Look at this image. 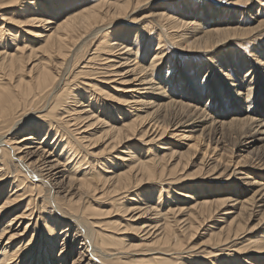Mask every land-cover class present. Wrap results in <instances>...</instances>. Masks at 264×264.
I'll list each match as a JSON object with an SVG mask.
<instances>
[{
	"label": "bare ground",
	"instance_id": "obj_1",
	"mask_svg": "<svg viewBox=\"0 0 264 264\" xmlns=\"http://www.w3.org/2000/svg\"><path fill=\"white\" fill-rule=\"evenodd\" d=\"M27 1L32 0L12 3L18 4L25 22L39 26V39L31 43L37 50L21 43L11 53L13 47H6V42H16L17 34L8 26L0 27V264H137L129 259L131 246L117 235L121 230L107 231L111 228L102 219L120 210L125 216L124 231L132 228L140 234L141 245L171 242L165 252L154 250L151 259L157 264H203L195 258L207 255L214 259L204 264H225L226 260L234 264L239 254H255L262 257L256 264H264V155L248 158L238 153L233 163V148L218 150L219 140L232 136L235 151L242 154L244 149L256 152L264 147L254 149L264 143V110L259 112L264 105V58L260 52L249 56L242 49L203 61L211 53L225 51L231 40L239 39L238 44L259 34L264 26V0L233 3L231 9L243 17L240 21L220 20L225 10L219 8L216 19L213 8L202 7L204 3L196 7L195 15L191 6L188 13L165 8L131 19L140 1L133 9L129 0ZM257 4L259 8L248 14ZM122 16L124 21H119ZM145 27L150 31L144 32ZM92 41L99 45L91 56L104 63V72L88 69L86 73L98 72L108 84L101 83L106 87L87 96L85 86L94 85L79 82L83 73L76 70ZM32 55L38 61L31 62ZM109 88L120 96L114 104L104 105L98 96ZM113 116L116 119H106ZM95 124L100 126V137H107L102 153L93 150L100 139L97 133L92 134L93 140L91 134L84 135ZM198 127L204 130L196 136ZM167 135L173 140L168 154L150 155L140 149L142 158L130 152L121 153L122 158L111 155L123 141L131 140L136 151L153 143L162 150L159 141L168 142ZM210 136L218 144H210ZM183 141L194 144L182 146ZM182 147L193 151L192 161L197 164L199 177L193 186L192 176H176L180 161L169 169L186 154L179 150ZM196 152L201 153L199 159ZM180 182L189 183L191 192L176 190ZM208 184L214 185L215 192H208ZM224 185L228 187L223 189ZM147 186L157 187L150 196L157 206L142 209L141 198L132 195ZM170 192L190 196L191 202L187 207L165 203V216L160 206ZM148 215L158 218L154 225L143 221ZM255 217L260 235L231 253V243L242 231L241 220ZM212 219L221 220L208 227L213 252L201 255L195 246L179 239L178 234L194 230L195 221L203 224ZM180 225L177 234L175 228ZM184 255L188 259L182 261ZM165 257L170 261L161 260Z\"/></svg>",
	"mask_w": 264,
	"mask_h": 264
},
{
	"label": "rangeland",
	"instance_id": "obj_2",
	"mask_svg": "<svg viewBox=\"0 0 264 264\" xmlns=\"http://www.w3.org/2000/svg\"><path fill=\"white\" fill-rule=\"evenodd\" d=\"M12 1L13 0H0V27L2 26L3 27L2 30H5V28H7V26H8V27L11 28L12 31L16 32L15 34H17V41L16 42L15 41H10V42L7 41L6 42V45H7L6 47H8V46L9 47H13V50H9V51L11 53H15L16 45L19 47V46H21V43H22L23 45L27 44L30 47H32L34 50H37L36 48H34L32 46V44H34V43L36 44L37 43L36 40L39 39L37 37L38 35L36 33V32H39L38 28H36V27H39V26L37 24H32V22H25L24 21V17H21L20 14H19L18 4L12 3ZM74 1H76V0H74ZM86 1H93V0H86ZM114 1H117V0H114ZM129 1H130L129 9H131V8L133 9V4H135L137 1H140V5L138 6V9H137L139 11L137 12V15L133 14L134 16H132L131 19L134 18L135 16H138V15H140V16L141 15L142 16L153 15V14H156L157 12H159V11L160 12L164 11L165 8L166 9L167 8L173 9V10H171V12L188 13V11L190 10L191 6L194 7L191 10V14L195 15L194 12L197 9L196 7L199 6L200 3H204L202 5V7L206 6V5H209L211 8H213V11H211L212 12V17H215L216 19L218 18V12L216 11V9L219 8V11H224L225 10L223 12L225 15L220 17L219 18L220 20L225 17L224 19H227V20L240 21V20H242L243 17H241L240 14H239V18H238V16H236L237 12H235L237 9H233L232 10L231 6L235 2H247L249 0H129ZM253 1L257 2V0H251L250 3H252ZM259 1L260 0H258V2ZM27 2H34V0L27 1ZM212 2L215 3V4H213ZM216 3H218V4H216ZM168 5H171V6L168 7ZM258 8H259L258 4L256 6L253 5V7H251V9H249L248 14L250 13V11H252V9H254V11H255ZM205 10H207V8L203 10L204 11L203 12L204 15H206V13H207V11H205ZM242 10L243 9H241V11ZM226 11H228V12H226ZM239 13H241V12H239ZM251 13H253V11ZM227 15H229V16H227ZM209 17L210 16H208V18ZM195 18H197V17H195ZM124 19H125V17L122 16V17H120L119 21H124ZM147 20H149V19H147ZM245 21H247V18H245ZM125 24H123V25H125ZM123 25H121V26H119V25L117 26L116 25V26L117 27H122ZM253 26H256V24H254ZM151 27H152V25H150V28ZM150 28L149 27H145L144 28L145 29L144 32L145 31H150ZM263 29H264V26L261 29V32H259V34L258 33L252 34V36H248L249 38L243 39V41H241L238 44L236 42L239 39L229 41L227 44H231V45L230 46L226 45V46L223 47V48L226 47L225 49L227 51L226 50L224 51L223 49H221L216 54L215 53H213V54L211 53L203 61L207 62L206 59H209V57L213 61H215V58H217L218 56L223 55V54L226 55L227 53H229L227 55H231L233 51H239V53H241L242 49L246 50L247 51L246 53L249 52L250 53V55L248 54L249 56H252L253 55L252 53H254V51H255V55H257V52H260V54H262L263 58H264V51L262 50L264 48V37H261V36L264 35V30ZM109 31L110 30H108V32ZM251 37H253L255 40L253 38H251ZM258 38L261 39L262 41L259 40ZM251 40H253V41H251ZM101 41H102V39H101ZM249 41H250V43H249ZM255 41H257V43ZM261 44L263 45V47L261 46ZM98 45H99V43L95 44V41L88 42V45L86 46V49L84 50L85 54L81 58V60L79 62V65H78V66H80V68L77 67V70H76V72L80 71L81 73H83V74H81V77L78 78L79 82H82L83 85H85L86 82H92V84L94 85L91 88H88V87L85 86V88H87L86 89L87 96L92 95V94H96V90L106 87L104 84L102 85L101 83L108 84V83L104 82V78L105 77L103 75H100L98 72H97V74L91 73V72L86 73V72H88V69H91V70L94 69V70L99 71L100 73L104 72V70H103V68H104L103 66L104 65H102L104 63H101V60H98V59L96 60V59L93 58V56H91L92 53H94V49H96ZM260 46H261V48H260ZM262 51H263V53H262ZM246 53H244V54H246ZM39 55H41V54H39ZM212 55H214V56H212ZM246 58L249 60L251 57L248 58L247 54H246ZM41 59L43 61L46 60L44 58H41ZM260 59H262V58H260ZM36 60H37L36 56L32 55L31 62L36 61ZM91 60H93V62ZM262 60H264V59H262ZM88 61H90L89 64H88ZM263 63H264V61H263ZM84 64H87V65H84ZM84 66L86 68L82 69V67H84ZM180 69L182 70L183 68H180ZM203 73H206V72H203ZM104 75L107 76L106 74H104ZM109 85L110 86H114L115 84H109ZM118 86L120 87V85H118ZM221 87H222L221 85L218 86V89H221ZM102 94H106L109 97L105 98L104 96H102ZM102 94H99L98 97H100L102 99L101 103L104 104V105H112V104H114V102L120 96V94L114 93V91H112L110 88L109 89H105ZM205 102L208 103V98H207V100ZM262 106H260V109H259V107H257L259 109V112L264 110V105H262ZM221 107H222V103H220V108ZM228 113H230V115H232L231 112H228ZM243 117H245V116H242V118ZM106 119L108 121H110V119H116V117L113 116V117L106 118ZM99 127L100 126L98 124H95L93 127L91 126V128H88V129L85 130L84 133H86V134H84V135H88L89 136V134L92 135V134L97 133L96 136L100 137V134H99L100 133V129H99ZM203 130H204V128L198 127V128L195 129V133L194 134L196 136H198L201 133V131H203ZM96 136H93L92 140ZM204 137L208 138L209 136L205 134ZM211 138H213V139H211ZM211 138L209 140L210 144L215 143V142L217 143V141H216L217 139L216 138L220 139L221 137H220V135H217L216 138L215 137H211ZM233 138L234 137L232 136L231 140H230V138L229 139L228 138L224 139V140H226V142H224L223 138H221L223 141L220 139L219 142H218L219 143L218 150L222 149V151H224V150L228 151V148H233L234 149V151H233L234 153H233V155H231L232 159H233V163L235 161V158H237L238 153H239L240 156L244 155V156H246L248 158H252L255 155L257 156L258 154H261V156L264 155V153H260L261 150H264V147H263L264 145H262L264 143L261 142L256 147H254V149H255L258 146L259 147L262 146L263 148H261L260 150H258L256 152H253V150H251V149L250 150L244 149L243 150V154H242V153L239 152L240 150H238V151L236 150L235 151V148H234L233 145H236L235 144L236 140L234 139L235 140L234 141ZM165 139H167L168 142H166L165 140H160L159 141L160 144H163L162 146L159 147V149H162V150H157V148L155 147L156 144L153 143V144H150V145L146 144V146L145 145H140V147H138V149L136 151V146H137L136 142H134L133 140H131L129 142L123 141V143H122L123 146L120 145L119 147H117V149H114L112 151L111 155H114L117 158H119V157L122 158L123 155L121 153L130 152V153H133L137 157L138 156L141 157L140 155H138V152H139L140 149H143L146 153H148L150 155H154V154H156V152H158L162 156L163 154H168V149L173 148L171 146L173 140H169V139H172V138L167 135V137ZM232 141H234V142H232ZM206 142H208V141H206ZM107 143H108L107 142V137L101 136L99 141H98V144L93 145L94 148L93 147L92 148L95 151V153H102V151L104 149H107ZM187 144L192 145V144H194V142L193 141H183V142H181L182 146H186ZM147 145L150 146V147H148ZM124 146H126V148H124ZM204 147L205 146L202 145L199 148L203 150ZM179 150L181 152L186 153V154L181 158V160H179V159L175 160L173 162L172 166L169 169L173 170L174 167L176 166V164L180 161V163L178 164L179 166H178L177 171H176V176H178V179H186L185 177H188V176H192L193 179L198 178L199 175L196 173L197 164L195 163V161H192V158L194 157L193 151L188 150L187 147H185V148L182 147ZM118 154H120L121 156H118ZM200 156H201L200 152H196L195 153V157H197L198 159L200 158ZM216 156H218V153H217ZM212 157H215V156H212ZM241 158H239L238 161H240ZM101 159L102 158H98V160H101ZM166 159L170 160V156H168ZM223 159L224 160H226V159L228 160L229 158L223 157ZM242 159L245 160L244 158H242ZM261 159H262V162H261V164H262L264 162V156ZM247 162H249V160ZM119 169H121L119 172L123 171V168L119 167ZM105 172L109 173V171H105ZM262 177H264L263 174H262ZM194 181L195 182H194V184H192V186L195 185V183H197L198 180L196 181V179H195ZM263 184H264V182H263ZM196 185H198V184H196ZM213 186L214 185L208 184V188H209L208 192L209 193L215 192V189H213ZM225 186L228 187V185H224V186H221V187L224 189ZM156 188L157 187L149 188L147 186V188L138 190V193H135L132 196H135L134 199H136V196H139L141 198V201H143V204L141 203L142 204L141 205L142 209H145V208H148V207L155 208L157 206V205H155L156 201L152 200V197H150V196L155 193ZM181 188L186 189V190H184L186 192H191V188L189 187V183L180 182V186L177 187L176 190H180ZM241 188H242V186H241ZM133 191H131V192H133ZM99 194H100L99 191L96 192V196H100ZM189 197L190 196L179 197V196H176L173 192H170L169 196H163L162 204H161L160 207L163 210L164 215L166 216V212H167V208L164 206L165 203L172 202V203H174V205H178V206L180 205L182 207H187L188 202H191L189 200ZM111 212H113V210H111ZM121 212L122 211L120 210V212L112 213L107 218L106 217L102 218L106 222H108V226H109V228H111L109 230L107 229V231L111 232V231H115L116 229L121 230L120 232H118L117 235L119 237H121V239H122L121 241H123L125 245L131 246V251H130L131 255H130V258H129L130 261L137 262V264H157V262L155 260L151 259L153 257V255H154V253H153L154 250H156L158 252H165V251H167L168 249L171 248V246H170L171 242L165 243V241H161V244H164V245L154 246V247H145V246L141 245L142 244L141 240H143V238H140V234H137L135 231H132V228H128L126 231H124L123 218L125 216ZM148 219H151V220H148ZM215 219H212V221H207V222H205L203 224L198 223V220L195 221L197 223L195 224L194 230L193 231L190 230L188 234L187 233L178 234L180 232L179 231L180 227L182 226V225H180L179 227L175 228L177 230L176 233L178 234L179 239L183 240L186 244L189 243V244H192L193 246H195V249L197 251L201 252V255H207L208 253L213 252V250H214L213 249L214 248L213 243L208 241V239L210 237V234H211V230H209L208 227L209 226L212 227L213 224L221 223V220L216 221ZM258 219L259 218L255 217L254 221H246L245 219L241 220L242 231L238 234V237L236 238V240L231 243V245H232L231 253H234L232 251H236L238 249H242V248L248 246L249 243L252 242V238L255 239L254 237L260 235L259 233H257L258 232L257 229L260 226ZM155 220H158V218H156L155 216L148 215L147 216V220L144 219L143 221H147L146 222L147 224L154 225ZM228 221H230V219ZM163 223L164 222L160 223L159 225H162ZM131 225H132V227H135V228H138V226H139V225H137V223H134V224L131 223ZM189 234H192V236L188 237ZM181 247L182 246H180L178 248V250H180ZM187 257H188L187 255H184V257L182 258V261L188 259ZM235 258H237V259H235ZM261 258L262 257L255 256V254H239V255H235L233 263L234 264H245V263L256 264V261H260ZM164 259H167L168 261H170L171 258L170 257H165V258H163L161 260L165 261ZM195 259H200V261H203V264H204V262H207L209 259H214V258H213V256L207 255L205 258H195ZM262 262L264 263V259L262 260ZM228 263H230V262L226 260L225 264H228Z\"/></svg>",
	"mask_w": 264,
	"mask_h": 264
}]
</instances>
